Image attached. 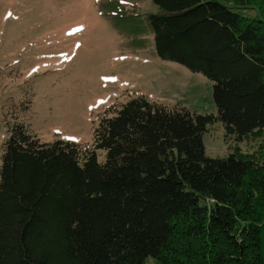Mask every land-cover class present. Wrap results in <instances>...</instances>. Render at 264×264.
Masks as SVG:
<instances>
[{
  "label": "trees",
  "instance_id": "1",
  "mask_svg": "<svg viewBox=\"0 0 264 264\" xmlns=\"http://www.w3.org/2000/svg\"><path fill=\"white\" fill-rule=\"evenodd\" d=\"M151 1L156 55L209 79L216 113L131 97L90 148L5 117L0 264H264V154L202 140L216 121L226 141L263 134L264 0Z\"/></svg>",
  "mask_w": 264,
  "mask_h": 264
},
{
  "label": "rangeland",
  "instance_id": "2",
  "mask_svg": "<svg viewBox=\"0 0 264 264\" xmlns=\"http://www.w3.org/2000/svg\"><path fill=\"white\" fill-rule=\"evenodd\" d=\"M158 12L151 0H0V155L14 116L41 143L90 148L104 111L131 97L215 114L211 81L156 55L147 17ZM202 140L209 157L264 154V131L226 141L216 121Z\"/></svg>",
  "mask_w": 264,
  "mask_h": 264
}]
</instances>
